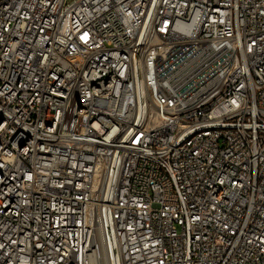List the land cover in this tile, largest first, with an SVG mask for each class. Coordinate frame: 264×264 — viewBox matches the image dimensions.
Here are the masks:
<instances>
[{"label":"built area","instance_id":"1","mask_svg":"<svg viewBox=\"0 0 264 264\" xmlns=\"http://www.w3.org/2000/svg\"><path fill=\"white\" fill-rule=\"evenodd\" d=\"M0 264H264V0H0Z\"/></svg>","mask_w":264,"mask_h":264}]
</instances>
